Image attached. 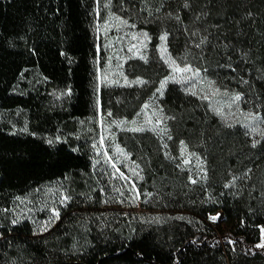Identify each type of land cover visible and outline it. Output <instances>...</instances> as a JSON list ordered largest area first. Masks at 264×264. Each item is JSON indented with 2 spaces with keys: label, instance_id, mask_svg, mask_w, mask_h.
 <instances>
[{
  "label": "trees",
  "instance_id": "16d2710c",
  "mask_svg": "<svg viewBox=\"0 0 264 264\" xmlns=\"http://www.w3.org/2000/svg\"><path fill=\"white\" fill-rule=\"evenodd\" d=\"M121 1L155 38L168 33L176 58L202 48L195 62L238 88L264 121V0H188L187 8L185 0ZM101 7L98 0H0V264H264V248L256 246L264 225V136L253 146L241 127L223 124L174 83L163 106L176 143L206 157L204 184L180 180L152 131H122L116 139L147 182L191 220L131 217L110 228L86 222L104 183L94 170L100 107L105 115L121 109L97 77ZM142 66L155 84L168 73L156 56ZM56 181L71 200L59 221L41 233L28 221L11 223L18 198ZM217 211L221 222L207 223Z\"/></svg>",
  "mask_w": 264,
  "mask_h": 264
},
{
  "label": "rangeland",
  "instance_id": "374dc122",
  "mask_svg": "<svg viewBox=\"0 0 264 264\" xmlns=\"http://www.w3.org/2000/svg\"><path fill=\"white\" fill-rule=\"evenodd\" d=\"M98 1L102 2V7L96 27L97 77L102 89H106L111 101L121 109L110 108L109 113L105 115L104 105L100 107L99 159L96 160L94 170L104 183L97 202L99 208L94 215L86 219V222L89 221L96 227L110 228L117 223L122 224L131 220V217L145 224L162 223L164 219L190 221L189 210L171 206L163 195L165 193L156 190L155 184L147 182L144 168L120 144L116 135L122 131H130L136 126H143L145 131H152L151 129L155 128L156 131L152 132L162 141L164 152L175 166L180 180L185 183L187 181L193 183L195 180V184H204L208 176L206 157L194 146L185 141L183 144L176 143L173 138L170 116L165 112L162 102L168 86L172 83L177 84L185 93L196 96L201 105L216 115L223 124L241 127L253 141H259L264 136V121L261 113L254 102L238 88L228 87V84L216 76L214 71L208 67H201L195 62L193 53L202 55V48H191L189 55L176 58L169 48L167 37L163 43L168 55L162 58L159 35L155 38L154 34L141 28L135 21V11L128 6L127 1ZM118 17H123L127 23H122ZM141 33H147L149 39H145L140 35ZM133 34H136V39H133ZM132 45L136 47L133 48ZM155 56L167 67L166 76L173 74L172 68L165 62L167 59L175 60L181 67L184 64H191L192 72L187 73L191 79L184 83L169 80L162 94L157 92L156 89L160 87L159 82L155 84L151 77L144 76L142 66L150 64L155 60ZM197 68L200 69L199 73H195ZM237 93L241 94L238 101L234 99ZM145 103L149 105L147 109L143 107ZM146 118L152 120L151 125L144 124ZM157 118L162 123L157 124ZM134 120L136 124L132 123ZM109 156L111 160L108 159ZM186 160L188 163H185ZM189 177L192 179L190 180ZM65 196H67L65 188L60 181L42 185L30 194L17 199L13 207V217L18 222L28 221L33 225L36 233L44 232L40 230L41 226L54 216L51 211L53 207L58 209L59 218L53 219L47 229L62 218L64 210L71 201L67 196L69 199L61 203ZM169 197L174 198L175 195L171 193ZM166 198L169 199L167 196ZM221 214V211L210 213L205 221L211 224L219 223L222 220ZM210 216L217 218L210 219ZM261 235L259 244L264 243V225L261 227Z\"/></svg>",
  "mask_w": 264,
  "mask_h": 264
},
{
  "label": "snow or ice",
  "instance_id": "6c2138e0",
  "mask_svg": "<svg viewBox=\"0 0 264 264\" xmlns=\"http://www.w3.org/2000/svg\"><path fill=\"white\" fill-rule=\"evenodd\" d=\"M183 7H186V8L187 7H190V5L188 3V0H185V2L183 4ZM149 14H151V13H149ZM169 15H171V13H169ZM249 15H251V13H249ZM175 18L177 20L180 19V17L178 15ZM118 19H120L121 22L124 23V24L127 23V21L124 20L123 17H118ZM97 30H99V29H97ZM140 35H142L145 39H149L147 33H141ZM192 35H195V33H192ZM167 36H168V33L167 32H164L163 34L159 35V40L161 41V45L159 46V48H160V55H161L162 58L168 55L167 48H166V46L163 43V42L166 41ZM136 38H137L136 34H133V39H136ZM206 40H207V37L206 36L203 37L201 39V41H200V44H203ZM200 44H197L196 46L197 47H200ZM132 47L135 48L136 45H132ZM165 62L168 64V66L170 68H172L173 74L172 75L165 76L163 79H161L159 81L160 87L158 89H156V91L157 92H161V94H162L163 88L165 87L166 83L169 80H173V81H176L178 83H184L186 80H190L191 77L188 76L187 73L192 72V67H193L191 64H184L183 67H181L175 60H172V59H167ZM199 72H200V69L199 68L195 69V73H199ZM140 82H143V81H140ZM240 97H241V94L237 93L235 95L234 99L238 101L240 99ZM143 107L145 109H147L149 107V105L147 103H145L143 105ZM139 115L140 114L138 113L137 116H139ZM132 123L133 124H136V121L134 120V121H132ZM156 123L157 124H160V123H162V121L159 118H157L156 119ZM144 124L151 125L152 124V120L150 118H146L144 120ZM151 130L152 131H156L155 128H153ZM130 131H133V132H143V131H145V128L143 126H136V127L131 128ZM164 131H166V130H164ZM56 139H59V137H57ZM169 139H171V136H169ZM101 142H103V137H101ZM48 143L49 144H52V141L49 140ZM180 143L183 144L184 141H180ZM256 143H258V141H255L254 140L253 141V146H255ZM97 151H99V149H97ZM108 159L111 160L112 158L109 156ZM185 163H188V161L186 160ZM121 175H123V173H121ZM141 179H142V177H141ZM189 179L191 180L192 177H189ZM193 183H195V180H193ZM137 194H138V192H137ZM149 195H151V193H149ZM67 199H69V198L67 196H65L63 198V200L61 201V203H63ZM51 211L54 214V216L53 217H50L48 221H45L44 225L41 226V229H40L41 231H46L47 230V227L50 225L51 221L53 219H58L59 218V211H58L57 208L53 207L51 209ZM217 215H219V214H217ZM209 218L210 219H216L217 217L216 216H210ZM11 223L12 224H16V223H18V221L15 220V219H13L11 221ZM256 246L257 247L264 248V243L258 244Z\"/></svg>",
  "mask_w": 264,
  "mask_h": 264
}]
</instances>
